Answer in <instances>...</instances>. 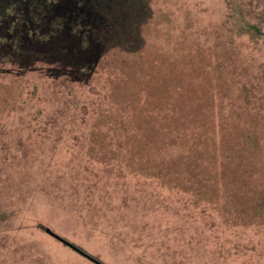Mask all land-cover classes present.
I'll return each mask as SVG.
<instances>
[{"label":"rangeland","instance_id":"rangeland-1","mask_svg":"<svg viewBox=\"0 0 264 264\" xmlns=\"http://www.w3.org/2000/svg\"><path fill=\"white\" fill-rule=\"evenodd\" d=\"M127 1L138 51L78 79L0 58V264H94L39 225L102 264H264V0Z\"/></svg>","mask_w":264,"mask_h":264},{"label":"trees","instance_id":"trees-1","mask_svg":"<svg viewBox=\"0 0 264 264\" xmlns=\"http://www.w3.org/2000/svg\"><path fill=\"white\" fill-rule=\"evenodd\" d=\"M5 1L0 2V58L24 68L42 61L54 66V76L69 72L78 79L108 49L130 52L141 37L127 0Z\"/></svg>","mask_w":264,"mask_h":264},{"label":"water","instance_id":"water-1","mask_svg":"<svg viewBox=\"0 0 264 264\" xmlns=\"http://www.w3.org/2000/svg\"><path fill=\"white\" fill-rule=\"evenodd\" d=\"M46 233L50 234L53 238H55L56 240H58L59 242H61L62 244H64L65 246H67L68 248L74 250L75 252L79 253L80 255H82L83 257H85L86 259H88L89 261H91L94 264H102L100 262H98L97 260L91 258L90 256L86 255L85 253H83L82 251L78 250L77 248H75L73 245H71L70 243H68L67 241H65L64 239L60 238L59 236H57L56 234H53L49 231V229L45 230Z\"/></svg>","mask_w":264,"mask_h":264}]
</instances>
